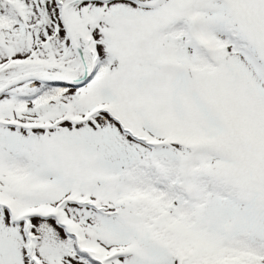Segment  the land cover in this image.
I'll return each mask as SVG.
<instances>
[{
    "label": "snow or ice",
    "instance_id": "snow-or-ice-1",
    "mask_svg": "<svg viewBox=\"0 0 264 264\" xmlns=\"http://www.w3.org/2000/svg\"><path fill=\"white\" fill-rule=\"evenodd\" d=\"M0 264H264V0H0Z\"/></svg>",
    "mask_w": 264,
    "mask_h": 264
}]
</instances>
